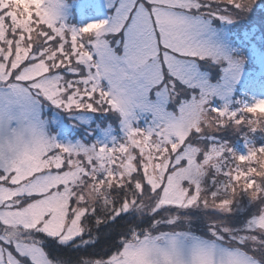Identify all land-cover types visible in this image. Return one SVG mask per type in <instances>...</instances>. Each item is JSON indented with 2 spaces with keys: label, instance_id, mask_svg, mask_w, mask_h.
Instances as JSON below:
<instances>
[{
  "label": "snow or ice",
  "instance_id": "snow-or-ice-1",
  "mask_svg": "<svg viewBox=\"0 0 264 264\" xmlns=\"http://www.w3.org/2000/svg\"><path fill=\"white\" fill-rule=\"evenodd\" d=\"M0 264H264V0H0Z\"/></svg>",
  "mask_w": 264,
  "mask_h": 264
},
{
  "label": "rangeland",
  "instance_id": "rangeland-1",
  "mask_svg": "<svg viewBox=\"0 0 264 264\" xmlns=\"http://www.w3.org/2000/svg\"><path fill=\"white\" fill-rule=\"evenodd\" d=\"M73 2H79V0H73ZM77 18L75 13H74V19Z\"/></svg>",
  "mask_w": 264,
  "mask_h": 264
}]
</instances>
